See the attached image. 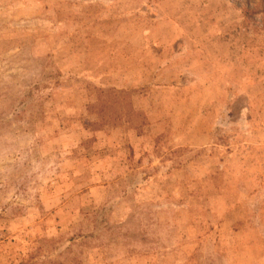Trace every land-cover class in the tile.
<instances>
[{
	"label": "rangeland",
	"instance_id": "obj_1",
	"mask_svg": "<svg viewBox=\"0 0 264 264\" xmlns=\"http://www.w3.org/2000/svg\"><path fill=\"white\" fill-rule=\"evenodd\" d=\"M0 264H264V0H0Z\"/></svg>",
	"mask_w": 264,
	"mask_h": 264
},
{
	"label": "trees",
	"instance_id": "obj_2",
	"mask_svg": "<svg viewBox=\"0 0 264 264\" xmlns=\"http://www.w3.org/2000/svg\"><path fill=\"white\" fill-rule=\"evenodd\" d=\"M250 8H248L247 10H246V13H250V10H249Z\"/></svg>",
	"mask_w": 264,
	"mask_h": 264
}]
</instances>
